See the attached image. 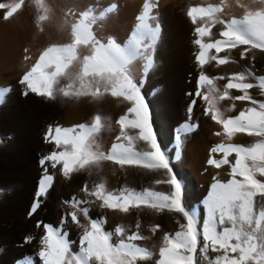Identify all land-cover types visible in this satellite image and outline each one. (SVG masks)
<instances>
[{"label": "snow or ice", "instance_id": "snow-or-ice-1", "mask_svg": "<svg viewBox=\"0 0 264 264\" xmlns=\"http://www.w3.org/2000/svg\"><path fill=\"white\" fill-rule=\"evenodd\" d=\"M24 2H0V10H5L3 18H12L22 9ZM35 3L42 10L37 17V26L43 32L40 25L49 20L50 10L44 0H35ZM255 4L261 7L254 8ZM156 6L152 0H146L137 17V25L123 45L114 39L103 42L93 31L97 20L113 10L111 6L99 14L83 12L70 25V42L46 47L21 78L20 83L26 85L25 96L31 92L47 100H55L62 95L69 99L91 97L96 101L110 95L122 98L129 105L116 121L120 133L107 152L100 150L96 142L98 134L106 126L110 127L100 114H96L90 123L49 126L45 140L60 150L54 149L43 157L40 161L42 166L46 163L52 168L60 166L62 175L69 178L72 173L80 171L99 172L102 163L108 161L121 169L127 166L150 172L163 171L168 179L156 180L155 183L168 184L172 189L171 192L151 188L137 191L123 187L110 191L101 180L90 190L85 184L82 191L94 200L73 198L70 202L72 211L61 221L63 225L70 217L71 222L82 229L79 251H72V242L62 227L44 225L38 252L42 264H140L151 260L154 253L137 243L145 239L140 234L139 222L134 230L116 225L112 231H106V218L89 217V208L83 205L90 202H99L101 208L123 214L143 208L179 214L185 222L177 221L179 230L165 234L155 264H198V249L208 264H264V100H257L250 93L251 89L259 87L264 95V76H256L246 67L243 72L229 75L221 89L216 81L225 79L224 76L210 77L203 71L199 75L195 96L206 103L204 114L222 127V133L215 134L225 136L228 141L238 134L254 138L249 145L221 142L211 148V153L221 154V158L213 156L207 163L217 169L229 165L230 178L226 182L217 180L211 185L205 201L207 218L201 222L182 203L181 184L172 174L170 161L157 142L140 83L130 70L137 60L144 61L145 73L154 67L152 53L159 40L160 26L150 21L156 19L152 14ZM233 6L240 10L239 18L224 19L225 9ZM187 16L194 25L202 22L194 29L198 37L194 43L199 47L196 62L201 69L211 61L221 66L233 62L229 55L220 54L241 46H244L241 48L242 59L252 50L264 52V0H233L232 4L222 0L218 5L192 6ZM216 24L223 25V28L219 31V38L213 39L212 28ZM206 37L209 38L207 42ZM81 49H86L87 54H83ZM249 78L257 83L249 82ZM62 80L66 81L63 85ZM231 90L241 94L234 96ZM7 91L0 89V102ZM225 100L247 101L251 106L236 116H225L220 107ZM195 103L193 100L189 106V114ZM231 108H235L234 103ZM196 127L198 125L185 123L178 135H186ZM132 131L135 134H130ZM137 142H143L144 148L138 149ZM233 156L234 159L230 160ZM53 182L54 176L49 175L45 168L30 215L40 206V197H46ZM257 197L261 201L259 207ZM81 216L85 223L81 222ZM37 227H40V222ZM158 229L159 225H155L152 231ZM26 239L30 242L32 238ZM210 252L217 255L209 256Z\"/></svg>", "mask_w": 264, "mask_h": 264}, {"label": "rangeland", "instance_id": "rangeland-1", "mask_svg": "<svg viewBox=\"0 0 264 264\" xmlns=\"http://www.w3.org/2000/svg\"><path fill=\"white\" fill-rule=\"evenodd\" d=\"M133 1L109 0L105 9L111 6L113 10L106 15L113 13L112 20L115 21L112 24L117 23V31L120 32L115 31L114 28V31L110 33H99L98 29L93 27L98 39L103 42L114 39L121 45L126 43L138 23V15L143 10L141 3L143 6L146 2V0L144 2L135 0L134 4L140 3L137 8L133 6ZM152 1L157 6L160 4L154 8L152 13L156 19L150 21L153 25L158 23L160 26L159 40L152 53L154 67L145 73L144 61L137 60L130 70L134 79L140 83L141 93L149 108L150 121L157 142L170 161L172 174L181 184L182 203L186 210L197 215L203 222L207 218L205 201L211 185L217 180L226 182L230 178L229 165L217 169L207 163L213 156L217 159L221 158V154L211 153V148L221 142L248 145L254 142V138L238 134L228 141L225 136L215 134L222 133V127L211 120L210 116L204 114L206 103L195 96L199 75L203 71L210 77L224 76L225 79L216 81L221 89L227 83L229 75L243 72L246 67L250 68L256 76H264V62L261 60L264 52L258 49L252 50L242 60L241 48L244 46H241L228 53L220 54L221 56L229 55L233 61L230 62L231 64L221 66L211 61L203 67L205 69H201L196 62L199 47L194 43V40L198 38L194 26H199L201 22H198V25L192 23L193 26H191L184 15L192 6L218 5L221 0H205L204 3H202L203 0H180L183 4H176L177 6L172 0L162 3L159 2L162 0H159L158 4L157 0ZM0 2L7 3L6 0H0ZM126 6L129 11L125 12V10L123 15L120 12L115 15L121 7L124 9ZM60 10L62 13L58 17L59 21H62L61 24H65V21L69 24H65L68 30L66 34L64 33L65 35L42 34L36 26V12H34L36 17L33 15L31 18V21L35 19L36 24L32 21L35 25H32L34 28L30 26V32L23 34L13 31L15 30L13 23L0 33V36L9 35L10 42L7 59L5 56H0L3 63L0 62V89H8L3 101L0 102V264H42L38 252L41 248L40 241L44 234V225L62 227L63 232L68 234V239L72 242V251L78 252L82 229L72 223L70 217L63 225L61 221L67 213L72 211L70 202L73 198L89 201L86 193L82 191L85 184L91 190L94 183L102 179L103 182L105 180L104 183L110 191L123 187L137 191L145 188L163 192L172 190L170 185L168 188V184H153L147 177V172L150 171L136 167H131L137 171L133 184H126L123 180L124 168L120 170L119 166L108 161L102 163L99 172L93 170L90 174L88 171H80L72 173L69 178L62 175L60 166L52 168L49 163L41 165V159L55 149L54 143L45 140L49 126L69 127L90 123L96 114H100L106 118L110 127L106 126L98 134L96 142L100 150L107 152L120 133L116 121L129 106L128 102L123 101L122 98H113L110 95H105L96 101L91 97L69 99L58 95L55 100H47L31 92L27 96L24 95L26 85L20 83L21 78L33 67L42 51L52 44H64L71 40L70 25L79 17L68 8ZM4 12L5 10H0V21L6 23L9 19L3 18ZM227 17L224 19L229 18ZM16 23L18 25V22ZM220 25L217 24L212 28L213 39L219 38V31L223 28V25H221L222 28ZM187 26L192 29H188ZM36 28L37 31H33ZM15 37L18 39L16 40ZM1 39L0 37V41ZM208 39L206 37L205 41L207 42ZM11 41L16 43L13 44ZM81 52L87 54L86 49H81ZM25 57L29 58L25 59ZM249 82L257 83L252 78H249ZM65 83L66 81H61L62 85ZM231 92L234 96L241 94L236 90H231ZM250 93L255 99L264 100L259 87H254ZM193 100L196 103L189 114L188 109ZM231 103L235 104L234 109L231 108ZM249 106L251 105L247 101L229 100V104L220 103L225 116H236ZM185 123L198 125V127L186 135H178ZM130 134H135V132L132 131ZM144 146L143 142H137L138 149H143ZM229 159L233 160L234 156ZM45 168L49 175L54 176V182L46 197H40V206L35 213L30 215ZM150 173H154L153 178L158 175L156 180L168 179L163 171ZM83 206L89 208L90 218H106L104 224L106 231L114 229L111 222L116 223V211L105 210L99 205L92 207L90 203ZM7 214L9 220L5 222L4 217ZM80 219L82 223L86 222L83 221V216ZM38 222H40V227H37ZM28 237L32 238L30 242H27ZM7 241L11 243L8 244Z\"/></svg>", "mask_w": 264, "mask_h": 264}, {"label": "bare ground", "instance_id": "bare-ground-1", "mask_svg": "<svg viewBox=\"0 0 264 264\" xmlns=\"http://www.w3.org/2000/svg\"><path fill=\"white\" fill-rule=\"evenodd\" d=\"M6 1H7V3H10V4L17 2V0H6ZM134 1H133V4H134ZM136 1H139V0H136ZM144 1L145 0H142V2H144ZM158 1L159 0L156 1L157 4H158ZM165 1H168V0H162V1H159V2L162 3V2H165ZM204 1L205 0H203V2L202 1L201 2L204 3ZM108 2H109V0H44V4L50 10L49 11V17L50 18L47 21L41 22L40 26L43 27V29H44L43 32H41V33L42 34L49 33V34H52V35H60V34L61 35H65L66 34L67 25L61 24L62 21L60 22L59 19H58V17L61 16V13H62L60 9L64 8L66 10L68 8L72 12L74 11L76 13V15L79 17L80 14H82L85 11H90V12L99 14L101 11H103L105 9V7L107 6ZM140 2H141V0H140ZM172 2L175 5L176 4L177 5L178 4H183L180 0H172ZM124 3H126V2H124ZM217 3H219V1H217ZM220 3H222V0L220 1ZM228 3L232 4L233 0H228ZM139 4L140 3L138 2L137 4H134L133 6H135V7L137 6V8H138ZM159 5L160 4H158V6ZM158 6H156V8ZM129 7L131 8V5ZM253 7L254 8H259V7H261V5L255 4V5H253ZM141 8H143L142 3H141ZM124 11L125 12L129 11L127 6L124 9L121 7L115 15H117L119 12L123 15ZM34 12H36V16L37 17H38V15L42 14V10L40 8H38V6L35 3V0H25L24 6L22 7V9L19 10L16 14H14V16L12 18H10L6 23H3L2 21H0V33H2V30L7 29L8 27H10V25L13 24V23H14V28H15V30H13V31H17V32H20V33H23V34L30 32L31 31V30L29 31L30 26H31V28H34L32 25L36 24L35 19L32 20V21L35 22V24H34V22L32 23V21H31V18H33L32 16L34 15ZM133 12H135V11H133ZM138 13H140V11H138ZM240 14H241L240 10L233 6V7L225 9V15L224 16L227 17L226 15H228L229 18L228 17L227 18L230 19L233 16H236V17L240 16ZM112 15H113V13H111L109 15L105 14L103 19H98L97 20V22L93 26V27H95L96 30L98 29L97 32H99V33L100 32H102V33L109 32L110 33L112 31H114V28H115V31H117L118 24L117 23L112 24L115 21V20L114 21L112 20V18L114 17ZM225 17H223V18H225ZM184 18L186 20H188V22L191 24V26L194 25V24L192 25V22L190 21V18L187 16V14L184 15ZM237 18H239V17H237ZM36 21H37V19H36ZM16 22H18V25H17ZM216 25H215V27H216ZM187 27L190 30L192 29V27H190V26H187ZM194 27H196V26H194ZM220 27H221V25H220ZM105 28H107V30ZM33 31H37V28H36V30H33ZM67 32H68V30H67ZM117 32H120V31H117ZM8 36L9 35L0 36L2 38L1 41H0V56H3V57L5 56V58L9 55V46H10L9 43L10 42H9V39H8L9 37ZM15 39H16V37H15ZM12 43L15 44L16 42L13 41ZM19 45H20V43H19ZM11 48H12V46H11ZM16 52H17V50H16ZM261 60L264 62V55H262ZM1 61H2V59L0 58V62ZM4 62H5V60H4ZM8 64H9V62H8ZM203 69H205V68H203ZM253 92H254V90H253ZM258 92H259V90H258ZM258 94H260V93H258ZM224 102L229 104V100L222 101L221 103H224ZM250 140H252V139H250ZM120 170H122V169H120ZM118 171H119V169H118ZM124 171H125L124 172V176H123L124 183L129 184V185L133 184L134 177H136L135 176V174L137 172L136 169L131 168V167H125ZM144 173H146V172H144ZM153 174H151L150 172L149 173L147 172V177H148L149 181H151L153 184H155V180H156L155 178H157L158 175L157 176L155 175L154 176L155 178H153ZM161 179H162V177H161ZM104 182H105V180H104ZM72 184H73V182L71 183V185ZM77 185H78V183H77ZM69 186H70V184H69ZM167 186H168V188L170 187L169 185H167ZM163 187H165V186H163ZM86 197H87V199H89V201L94 200V197H90V196H87V195H86ZM260 203H261L260 198L257 197V207H259ZM90 204L93 205L92 207H95V206L99 205V202H97V203H91L90 202ZM104 209L109 211V209H107V208H104ZM95 210H96V208H95ZM116 213H117L116 223L111 222V225L114 226V227L116 225H125L126 227H129L132 230H134L136 223L139 222V224H140V228H139L140 234L143 237H145V239H143L141 241H137V243L140 244L141 246L148 247L149 250H151L154 253L153 257L151 258V260L140 262V264H155L156 259H158V249H159V246L161 245V242H162L165 234L166 233H174L175 231L179 230V224L177 223V221H179L180 223H184L185 222L182 217L178 216L175 213L168 212L166 210L164 212H156V211H153V210H150V209H147V208H143V209H140V210H132L128 214H123V213H120L118 211H116ZM4 219H5V222H8L9 215L8 214L5 215ZM83 221H85L84 217H83ZM155 225H159V229L156 230L155 232H153L152 229H153V227ZM7 242H8V244L11 243L10 241H7ZM7 242H6V244H7ZM214 255H217V254L216 253H211V252L209 253V256H214ZM197 260H198V264H208L207 260L201 255L199 249L197 251Z\"/></svg>", "mask_w": 264, "mask_h": 264}]
</instances>
